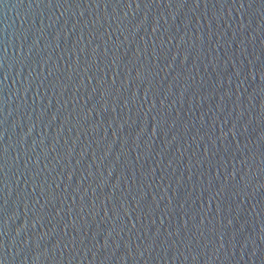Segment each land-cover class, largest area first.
Wrapping results in <instances>:
<instances>
[{
  "label": "water",
  "instance_id": "1",
  "mask_svg": "<svg viewBox=\"0 0 264 264\" xmlns=\"http://www.w3.org/2000/svg\"><path fill=\"white\" fill-rule=\"evenodd\" d=\"M0 264H264V0H0Z\"/></svg>",
  "mask_w": 264,
  "mask_h": 264
}]
</instances>
